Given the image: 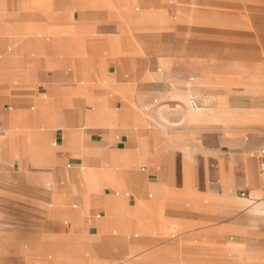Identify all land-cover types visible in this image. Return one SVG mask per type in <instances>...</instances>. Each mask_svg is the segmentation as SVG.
Wrapping results in <instances>:
<instances>
[{
	"label": "crops",
	"instance_id": "obj_1",
	"mask_svg": "<svg viewBox=\"0 0 264 264\" xmlns=\"http://www.w3.org/2000/svg\"><path fill=\"white\" fill-rule=\"evenodd\" d=\"M118 41L114 0H0V264H202L246 233L264 148L205 146L210 115L165 71L114 70ZM155 82L171 100L139 111ZM239 121L264 127V99Z\"/></svg>",
	"mask_w": 264,
	"mask_h": 264
},
{
	"label": "rangeland",
	"instance_id": "obj_2",
	"mask_svg": "<svg viewBox=\"0 0 264 264\" xmlns=\"http://www.w3.org/2000/svg\"><path fill=\"white\" fill-rule=\"evenodd\" d=\"M122 1L114 0V36L124 50L114 70L119 65L125 76L137 77L165 71L170 86L187 94L188 107L195 100L199 112L210 115L215 132L205 137V146L235 151L236 141L254 143L257 161L264 127L239 120L254 113L257 96L264 99V0H135L134 14L143 12L141 2L150 7L141 18L118 9ZM164 88V82L152 84L150 105L135 108L148 112L170 101L159 95ZM219 135L231 140L230 148ZM237 196L248 204L235 218L246 233L232 228L225 235L227 250L214 249L202 264H264L263 216L252 213L264 201V187L260 197H247L244 189Z\"/></svg>",
	"mask_w": 264,
	"mask_h": 264
},
{
	"label": "built area",
	"instance_id": "obj_3",
	"mask_svg": "<svg viewBox=\"0 0 264 264\" xmlns=\"http://www.w3.org/2000/svg\"><path fill=\"white\" fill-rule=\"evenodd\" d=\"M259 169L262 173H264V149L259 151ZM242 196H245V194L242 193Z\"/></svg>",
	"mask_w": 264,
	"mask_h": 264
}]
</instances>
